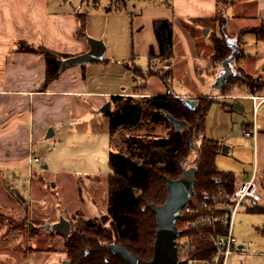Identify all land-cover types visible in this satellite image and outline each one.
<instances>
[{"label": "rangeland", "instance_id": "rangeland-1", "mask_svg": "<svg viewBox=\"0 0 264 264\" xmlns=\"http://www.w3.org/2000/svg\"><path fill=\"white\" fill-rule=\"evenodd\" d=\"M168 1L52 0V6L59 13L76 17L75 35L85 42L82 53L89 51L94 41L107 46L104 57V60L109 59L107 64L101 60L79 62L69 67L84 68L90 90L115 88L125 94L134 91L137 85L139 94L135 96L169 91L174 96L179 94L191 100L219 93L214 84L223 67L219 70L220 64L212 60L211 38L225 32L230 42L237 43L241 35L240 43L248 54L254 53L255 34L246 32L243 35L242 31L258 27L240 29L241 23L230 15L232 8L234 14L241 13L246 5L243 2L247 0H237L233 7H223V14L216 17H200L195 13L177 17ZM232 2L227 0V4ZM221 6L224 5L221 3ZM249 6L252 8L253 2ZM82 13H85L82 17L84 30L79 32ZM158 18H169L174 23V55L169 61L171 64L155 60L149 67V47L157 46L153 21ZM205 29H208L207 34ZM77 54H69L68 58ZM245 61L248 58H244ZM247 63L241 62L239 66L249 70L253 77L264 78V70L254 64L248 69ZM136 65L141 67V74L134 71ZM169 66L172 77L163 82L154 73H162ZM242 68L236 66L235 70ZM219 95L225 96H212L218 100L208 112L205 135L222 142L221 153L217 156L219 168L246 172L251 166L253 151L241 131L244 123L253 119V100L250 95L248 98L246 88L238 84H229ZM107 101L91 93L61 97L59 113L51 114L54 134L30 143L31 152L40 161H31L32 155L28 166L1 169L0 264H65L64 235L45 225L61 217L74 222L81 214L94 216L100 210L107 213L108 161L112 144L108 116L99 111ZM234 103H240L244 111L235 110ZM170 128L168 123L143 121L128 132L162 136ZM125 132L117 136L118 141ZM231 145L233 148L229 152H222L224 147ZM195 157L196 150L184 164V177L191 189L196 172ZM95 175L99 180L91 178ZM263 224V213L248 212L244 205L240 206L233 219L232 232L244 247L232 253L225 264H264Z\"/></svg>", "mask_w": 264, "mask_h": 264}, {"label": "trees", "instance_id": "trees-1", "mask_svg": "<svg viewBox=\"0 0 264 264\" xmlns=\"http://www.w3.org/2000/svg\"><path fill=\"white\" fill-rule=\"evenodd\" d=\"M228 4L227 0H217L215 17L223 14V7ZM168 5L173 8L171 0ZM79 16L81 25L77 31L82 32V17H85V13ZM153 29L157 46L152 44L149 47V67L155 60L171 64L169 61L174 55L175 35L173 21L169 18L154 19ZM242 32H256L264 36V20L259 28ZM226 36L225 32L222 35H212L211 57L215 64H221L233 51ZM237 42L240 44L241 35ZM19 49L36 52L45 57V85L58 79L66 68L62 66V60L69 57L68 53L56 51L44 44L33 45L24 41L20 42ZM245 54L244 49L239 48L236 61ZM101 60L103 59L96 61ZM133 68L136 73L141 74V67L136 65ZM170 69L169 66L164 72L156 71L154 74L167 82L172 77ZM229 84L243 86L252 94L264 90V79L253 77L240 69L225 82L221 92L226 91ZM135 90V94L112 95L111 111L105 113L109 119L112 144L108 161L110 171L107 175L106 212L109 221L103 223L98 216L89 217L84 214L77 221H71L72 232L68 236L64 235L67 264H130L111 248L114 244H121L141 258L150 259L157 229L152 205L163 203L168 194L167 179H178L182 176L184 164L195 150L193 193L188 207L181 211V217L177 220L182 234L190 233L194 241L190 252L184 254L180 251L179 257L184 259L195 256L204 259L214 256L216 249L211 235L226 232L221 223L185 226V223L205 211L203 202L213 203L220 191L224 194L230 193L236 187L235 174L217 166L220 140L205 135L208 112L212 103L218 99L209 95L197 96L193 98L196 104L192 107L184 102L183 97L174 96L169 91L139 97L135 96L139 94V86L136 85ZM172 118L184 121L185 125L177 128ZM143 121L168 123L171 130L162 136L128 132L138 128ZM124 131L127 133L118 141L117 136ZM91 178L99 180L96 175ZM187 208L191 211H187ZM249 209L264 213V206L259 204H254Z\"/></svg>", "mask_w": 264, "mask_h": 264}, {"label": "crops", "instance_id": "crops-1", "mask_svg": "<svg viewBox=\"0 0 264 264\" xmlns=\"http://www.w3.org/2000/svg\"><path fill=\"white\" fill-rule=\"evenodd\" d=\"M251 2L252 8L249 6ZM237 3V0L236 2L233 0L227 7H233ZM243 3L246 4L245 9L236 15L232 8L231 17L241 23L240 29L259 28L264 20V0H247ZM52 5V0H0V171L3 168L29 165V158L34 155L30 143L44 137L49 129L54 127V116L51 114L59 113L58 102L61 97L91 93L103 97L105 102L110 100L112 95L119 93L130 95L136 92L135 86L134 91L125 94H121L124 92L115 88L109 91L90 90L84 68L81 67L68 66L58 79L44 84L45 57L36 52L21 51L19 49L21 41L33 45L44 44L68 54H79L85 49V42L75 35L78 27L76 17L59 13ZM172 5L177 17L188 16L189 13L201 15L200 17L215 16L217 10V0H172ZM253 33L256 39L254 53L248 54L244 44L236 41L246 54L239 61H233L234 69L236 66L242 68L239 66L241 62H248V69L254 64L258 69L264 70V36L261 33ZM104 57L105 54L103 60ZM244 58H248V61L244 62ZM108 60L104 62L107 64ZM221 66L220 64L219 70ZM242 69L251 74L246 68ZM246 91L249 98L252 93L247 89ZM220 92L221 89L219 93L210 95L224 97L225 95H219ZM236 104H233L234 109L243 112L244 107L239 103L243 109H236ZM251 122L252 120L244 123L243 127H250ZM256 130L255 141L247 137L253 153L250 159L251 166L246 172L237 173L234 170L221 169L218 164L217 166L221 170L232 171L235 174L236 186L251 179L256 173L263 193V201L259 205L264 206V107L257 113ZM241 132L244 135L243 128ZM226 148L227 151L222 152H229L233 147L231 145ZM220 153L221 149L217 156ZM218 161L216 157V163ZM243 205L248 212H252L249 208L254 204L245 201Z\"/></svg>", "mask_w": 264, "mask_h": 264}, {"label": "water", "instance_id": "water-1", "mask_svg": "<svg viewBox=\"0 0 264 264\" xmlns=\"http://www.w3.org/2000/svg\"><path fill=\"white\" fill-rule=\"evenodd\" d=\"M207 32L208 29H205V34H207ZM231 45L233 51L231 55L222 61L221 65L223 70L214 84V87L217 89H222L225 82L236 74L232 63L236 60L239 53V45L235 42H231ZM106 48L107 46L104 42L94 41L91 43L90 49L86 53L77 54L74 57L63 59L62 66L68 67L79 62L100 60L103 58ZM184 102L192 107L196 104V100L191 99H184ZM111 105V100H108L99 111L104 113L109 112L111 111ZM235 108L240 110L243 109L239 103L236 104ZM172 122L177 128H182L185 125L184 121L174 118H172ZM52 134H54V130L53 128H50L46 136L49 137ZM225 150L227 151L226 147L223 148V151ZM167 187L168 194L163 203L152 205V209L156 215L157 224L152 257L150 259H143L121 244H114L111 246L115 252L121 254L130 264H189L188 259H181L178 253V237L182 234V231L177 224V220L181 217V211L188 207L193 193V187L192 189L189 188L186 183L184 168L183 174L180 178L167 179ZM101 219L103 223H106L109 219V215L102 214ZM45 226L65 236H68L71 233V222L64 217H61L58 221L52 224H46ZM64 263L66 264L67 261H64Z\"/></svg>", "mask_w": 264, "mask_h": 264}, {"label": "built area", "instance_id": "built-area-1", "mask_svg": "<svg viewBox=\"0 0 264 264\" xmlns=\"http://www.w3.org/2000/svg\"><path fill=\"white\" fill-rule=\"evenodd\" d=\"M250 97L253 100V119L250 127L245 126L243 128V133L246 137L255 141L257 139V113L264 107V94H252ZM34 159L40 161L39 157H34L31 161ZM245 201H250L252 204H259L263 201V193L256 178V173L251 179L237 185L232 192L224 194L220 191L213 203L203 202L202 207L205 211L198 214L193 220L188 221L185 226L217 225L221 223L226 228V232L211 235L216 249L214 256L204 259L188 256L186 258L189 264H225L226 259L232 253L244 247V243L240 244L233 234L232 225L235 214ZM187 211H191V209L187 208ZM179 237L178 253L180 251L184 254L189 253L193 247V237L190 233L181 234Z\"/></svg>", "mask_w": 264, "mask_h": 264}, {"label": "flooded vegetation", "instance_id": "flooded-vegetation-1", "mask_svg": "<svg viewBox=\"0 0 264 264\" xmlns=\"http://www.w3.org/2000/svg\"><path fill=\"white\" fill-rule=\"evenodd\" d=\"M102 214H107V213H103L101 210H100V212H98L97 214H95L94 216H89V217H95V216H98V217H100L101 218V215ZM69 220V219H68ZM102 220V219H101ZM70 221V220H69ZM108 221H109V219H108ZM107 221V222H108ZM71 222V221H70ZM106 222V223H107ZM53 230V229H52ZM71 232H72V225H71ZM71 234V233H70ZM63 235V234H62Z\"/></svg>", "mask_w": 264, "mask_h": 264}]
</instances>
